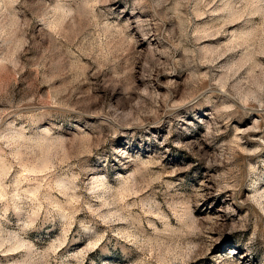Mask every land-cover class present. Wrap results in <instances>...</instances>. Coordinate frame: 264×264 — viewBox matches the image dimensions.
Wrapping results in <instances>:
<instances>
[{"label": "rangeland", "instance_id": "rangeland-1", "mask_svg": "<svg viewBox=\"0 0 264 264\" xmlns=\"http://www.w3.org/2000/svg\"><path fill=\"white\" fill-rule=\"evenodd\" d=\"M0 264H264V0H0Z\"/></svg>", "mask_w": 264, "mask_h": 264}]
</instances>
